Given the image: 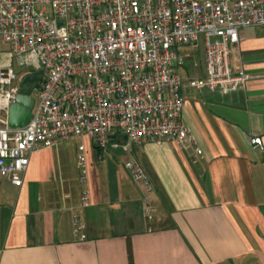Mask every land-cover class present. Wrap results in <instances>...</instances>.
I'll return each mask as SVG.
<instances>
[{
    "label": "crops",
    "instance_id": "crops-1",
    "mask_svg": "<svg viewBox=\"0 0 264 264\" xmlns=\"http://www.w3.org/2000/svg\"><path fill=\"white\" fill-rule=\"evenodd\" d=\"M238 35L229 61L242 90L181 89L199 155L167 142L125 150L117 132L99 151L83 135L30 153L19 187L0 177V264H264V27Z\"/></svg>",
    "mask_w": 264,
    "mask_h": 264
},
{
    "label": "built area",
    "instance_id": "built-area-1",
    "mask_svg": "<svg viewBox=\"0 0 264 264\" xmlns=\"http://www.w3.org/2000/svg\"><path fill=\"white\" fill-rule=\"evenodd\" d=\"M247 27H264V0H0V47H8L0 50V177L19 187L30 153L83 135L99 151L117 132L125 150L167 142L199 155L180 119V71L185 61L197 68L199 54L202 76L188 85L242 90L245 75L232 68L229 55ZM12 60L24 68L21 75ZM38 71L36 85L21 86L23 76ZM21 87L30 90V117L10 128L8 108ZM249 143L261 148L259 138ZM123 166L147 188L136 161ZM76 169L82 180L80 153ZM79 200L88 206L86 193ZM73 223L79 232L77 216Z\"/></svg>",
    "mask_w": 264,
    "mask_h": 264
},
{
    "label": "water",
    "instance_id": "water-1",
    "mask_svg": "<svg viewBox=\"0 0 264 264\" xmlns=\"http://www.w3.org/2000/svg\"><path fill=\"white\" fill-rule=\"evenodd\" d=\"M42 72L38 71L35 74H29L21 78L20 84L31 85L38 81ZM29 89L23 90L21 87L15 102L8 108L7 125L10 128L23 126L30 117V110L32 108V99L28 97Z\"/></svg>",
    "mask_w": 264,
    "mask_h": 264
},
{
    "label": "rangeland",
    "instance_id": "rangeland-1",
    "mask_svg": "<svg viewBox=\"0 0 264 264\" xmlns=\"http://www.w3.org/2000/svg\"><path fill=\"white\" fill-rule=\"evenodd\" d=\"M0 50L1 51H8V47L7 46H1ZM196 61H197V68H194V69L189 67L188 61H185V65L183 66L182 70L180 71L183 82H184V80L186 81V79H189L192 76H197V77L201 76L202 69H203V62H202L201 55L198 54V56L196 57ZM12 68H13V71L16 74V76H19L24 72V68L16 67L15 62L13 60H12ZM184 87H185V82L183 83L182 89ZM68 150L70 153H72L71 147L68 148Z\"/></svg>",
    "mask_w": 264,
    "mask_h": 264
},
{
    "label": "flooded vegetation",
    "instance_id": "flooded-vegetation-1",
    "mask_svg": "<svg viewBox=\"0 0 264 264\" xmlns=\"http://www.w3.org/2000/svg\"><path fill=\"white\" fill-rule=\"evenodd\" d=\"M39 80H40V78L38 79V81H37V82H35V83L31 84V85H36V84L39 82Z\"/></svg>",
    "mask_w": 264,
    "mask_h": 264
}]
</instances>
